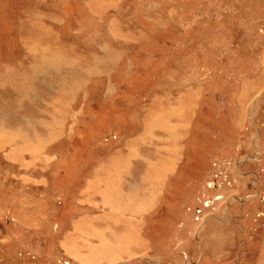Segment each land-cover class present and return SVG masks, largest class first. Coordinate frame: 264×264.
I'll return each mask as SVG.
<instances>
[{"label":"rangeland","instance_id":"374dc122","mask_svg":"<svg viewBox=\"0 0 264 264\" xmlns=\"http://www.w3.org/2000/svg\"><path fill=\"white\" fill-rule=\"evenodd\" d=\"M0 264H264V0H0Z\"/></svg>","mask_w":264,"mask_h":264},{"label":"crops","instance_id":"0c3cea01","mask_svg":"<svg viewBox=\"0 0 264 264\" xmlns=\"http://www.w3.org/2000/svg\"><path fill=\"white\" fill-rule=\"evenodd\" d=\"M19 96H21L20 94H18ZM22 98V97H21ZM170 112H173V110H169V113H168V115H166V117L164 118V121H167V120H169V119H167V116H169V114H170ZM160 123V122H159ZM154 123V128H152L151 126H147V127H149V130H146L145 131V133L148 135V133H147V131L149 132V131H155V129L156 130H158V129H160V130H158V131H165L166 133H167V130H169L170 129V126L167 124L166 125V127H165V123ZM173 130H175V127H173L172 128V131ZM145 136V135H144ZM173 137V136H172ZM177 137V136H176ZM175 138V137H174ZM166 146V145H165ZM168 146H166V148H167ZM164 148V147H163ZM163 151L165 152L166 150L165 149H163ZM110 164V163H109ZM119 166H121V168L119 169V166L118 165H116V167H115V172H116V175H117V177H118V179H120V181L123 183V178L124 179H126L127 178V172H126V170H127V168L128 167H126V168H124L123 169V167H122V164L123 163H120L119 162ZM122 171H123V173H122ZM130 175H132V173L130 174ZM150 203H151V201H150ZM129 206H131L130 204H129ZM141 206V205H140ZM127 209H130V210H128L132 215H136V213H141L142 212V210L143 209H141L140 207L138 208L137 207V205H136V203H135V205L133 206V208H127ZM129 223V222H128ZM133 228V229H132ZM131 232L129 233V235H130V237L132 236L133 237V235H134V231L136 230V228L135 227H131ZM126 237H128V236H125V234H123L122 236H120V242L122 243V244H124L123 242H127V239H126ZM129 242H132L133 244H136V242H137V240L135 239V237H133V240L131 241V240H129ZM120 250H122V249H120ZM125 262H127V261H125Z\"/></svg>","mask_w":264,"mask_h":264}]
</instances>
